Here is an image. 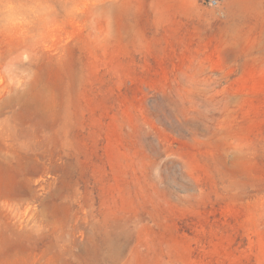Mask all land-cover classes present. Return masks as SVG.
Wrapping results in <instances>:
<instances>
[{
  "label": "rangeland",
  "instance_id": "374dc122",
  "mask_svg": "<svg viewBox=\"0 0 264 264\" xmlns=\"http://www.w3.org/2000/svg\"><path fill=\"white\" fill-rule=\"evenodd\" d=\"M0 264H264V0H0Z\"/></svg>",
  "mask_w": 264,
  "mask_h": 264
},
{
  "label": "built area",
  "instance_id": "2783aa9c",
  "mask_svg": "<svg viewBox=\"0 0 264 264\" xmlns=\"http://www.w3.org/2000/svg\"><path fill=\"white\" fill-rule=\"evenodd\" d=\"M211 6H218L223 0H205Z\"/></svg>",
  "mask_w": 264,
  "mask_h": 264
}]
</instances>
